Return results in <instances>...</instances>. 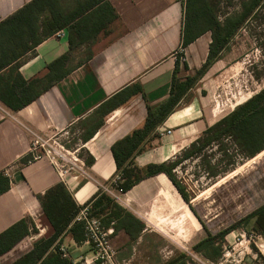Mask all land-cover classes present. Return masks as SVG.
<instances>
[{
  "label": "crops",
  "instance_id": "obj_1",
  "mask_svg": "<svg viewBox=\"0 0 264 264\" xmlns=\"http://www.w3.org/2000/svg\"><path fill=\"white\" fill-rule=\"evenodd\" d=\"M31 1L0 0V22ZM59 4L65 14L80 9L77 20L83 25L64 28L45 38L21 59L19 72L25 80L43 79L52 62L71 53L66 66L70 73L18 112L0 102V171L11 182L10 189L0 196V234L23 219L36 229V233H30L1 256L0 264L14 263L29 253L36 241L53 236L54 230L39 200L49 189L64 183L76 205L83 206L110 183L117 169L112 146L143 127L148 106L155 108L169 97L182 45L185 8L181 1L59 0ZM211 41V34L206 33L186 47V59H179L177 77L183 73V78L189 77L203 66ZM136 83L143 92L107 114L102 126L84 143L89 129L101 120L96 110ZM194 108L191 102L184 109H175L157 128V136L136 155L135 165L143 169L169 162L176 154L174 149L178 152L190 146L221 117L208 112L212 124L206 120L192 121ZM168 131L171 133L167 134ZM35 134L57 141L76 136L77 148L86 157L77 151L70 152L78 168L70 169L65 179L45 157L22 164L30 156ZM88 155L94 159L90 166L85 163ZM158 191L171 207L179 199L168 177L160 174L136 185L122 196L126 199L117 200L130 211L126 201L135 203ZM118 237L123 242L129 240L124 232L114 236ZM62 247L73 258V264L89 262L97 255L89 243H76L70 236L63 238ZM124 252L125 248L119 255Z\"/></svg>",
  "mask_w": 264,
  "mask_h": 264
},
{
  "label": "trees",
  "instance_id": "obj_2",
  "mask_svg": "<svg viewBox=\"0 0 264 264\" xmlns=\"http://www.w3.org/2000/svg\"><path fill=\"white\" fill-rule=\"evenodd\" d=\"M183 2L184 25L182 46L188 47L206 33L211 34V44L206 62L193 77L179 78V59L172 78L169 97L155 108L147 107L148 114L142 128L116 142L112 146V155L116 164V174L121 181L112 188L120 195L126 194L143 180L160 174H165L182 196L185 203L190 200L184 187L175 175V169L184 161L199 158L206 149L220 145V151L225 154V167L217 169L207 162L208 173L212 177L221 176L233 170L240 161L256 157L264 151V89L249 100L237 106L231 113L204 131L203 135L194 141L183 156L175 161L160 165H149L139 168L135 165V157L147 142L155 138L157 128L171 115L196 80L203 76L219 53L226 47L243 22L262 4L264 0H247L242 3V11L230 15L222 23L210 6V0H178ZM80 9L65 14L59 0H32L18 11L0 22V102L12 112H18L35 101L42 92L48 90L70 73L66 68L71 60V53L66 54L48 66V73L43 79L25 80L19 72L21 59L33 50L45 38L53 36L58 31L70 26L83 25L77 20ZM81 39V41L85 40ZM73 48V41L70 40ZM185 68L187 66L185 65ZM143 92L140 84L126 87L102 104L96 114L100 121L89 129L87 142L103 124V118L125 104L131 97ZM32 160L28 156L22 160L27 164ZM240 160V161H239ZM94 159L87 156L85 163L90 166ZM219 165V164H218ZM11 182L0 171V196L10 189ZM42 211L54 230L52 237L35 242L32 250L12 264H73V258L62 251V240L70 236L76 243L86 241L85 225L76 218L82 209L77 206L64 183H59L39 197ZM90 205V218L100 219L105 229H113V235L124 232L130 242L139 239L145 229V223L130 211L122 207L116 199L100 189ZM253 222V229L264 237V205L247 215L240 223L232 225L216 235L207 237L193 246L192 250L208 260L222 255V242L225 237L240 225ZM30 233H36L33 224L21 220L0 234V257L11 251L16 244ZM185 255L173 259L167 264H185Z\"/></svg>",
  "mask_w": 264,
  "mask_h": 264
},
{
  "label": "rangeland",
  "instance_id": "obj_3",
  "mask_svg": "<svg viewBox=\"0 0 264 264\" xmlns=\"http://www.w3.org/2000/svg\"><path fill=\"white\" fill-rule=\"evenodd\" d=\"M246 1L210 0L209 4L223 23L226 17L240 13L242 3ZM196 72L189 77L195 76ZM185 75L183 73L179 78ZM262 89L264 1L243 22L176 109H184L194 102L190 119L211 123L208 112H214L217 118L221 115V120ZM51 143L59 151H62L59 146H63L69 152L77 151L78 155L86 157V153L77 148L76 136L51 140ZM189 148L178 152L174 149L176 154L169 162L182 157ZM220 148V145L209 147L199 158L186 160L175 169V175L188 195L189 204L185 203L177 190L179 199L173 207L159 191L135 203L126 201L129 207L123 204L125 201L121 202L145 223L144 234L130 245L129 240L123 242L122 238H114L115 235L110 234L112 255L102 258L97 247L90 244L97 254L96 258L83 264H167L180 255H185V264H264V237L253 229V222L240 225L229 233L221 243L222 255L214 258V261L192 250L207 234L216 235L240 223L264 205V151L252 159L239 160L240 163L230 172L212 177L208 173L207 162L212 166L217 165L218 170H222L226 164L225 154ZM113 192L117 202L125 195L118 194L115 189ZM175 197L177 199L176 194ZM124 248L123 255H119Z\"/></svg>",
  "mask_w": 264,
  "mask_h": 264
},
{
  "label": "built area",
  "instance_id": "obj_4",
  "mask_svg": "<svg viewBox=\"0 0 264 264\" xmlns=\"http://www.w3.org/2000/svg\"><path fill=\"white\" fill-rule=\"evenodd\" d=\"M178 54L180 55L181 61L184 62L186 59V48L181 45ZM170 133L171 131L167 132V134ZM51 140L52 139H47L35 134L31 143L30 155L32 156V160H39L44 157L50 160L54 167L58 170L60 177L65 179L70 169L78 168L76 160H72L70 158V152L65 150L63 146H59L62 151L57 150L51 143ZM120 181V175L116 174L110 183L102 188L108 194L115 196L112 187H117V184ZM89 212L90 205H83L76 220L84 222L86 242L96 246L98 253L101 254L102 258H104V256L109 258L112 255L109 243V236L112 234V230L105 229L102 226L100 219L90 218ZM61 249L63 252L65 251L64 248Z\"/></svg>",
  "mask_w": 264,
  "mask_h": 264
}]
</instances>
